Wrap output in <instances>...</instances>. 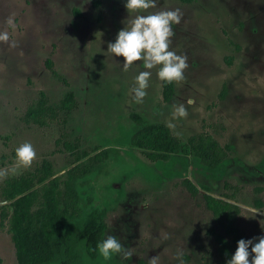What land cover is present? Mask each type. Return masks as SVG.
Returning <instances> with one entry per match:
<instances>
[{
    "label": "rangeland",
    "instance_id": "374dc122",
    "mask_svg": "<svg viewBox=\"0 0 264 264\" xmlns=\"http://www.w3.org/2000/svg\"><path fill=\"white\" fill-rule=\"evenodd\" d=\"M92 1L0 0V32L9 34V42L0 43V153L9 154L28 142L37 154L32 166L47 158L56 175L65 170L64 154L54 145L57 126L40 128L19 120L38 91L54 103L67 89L44 67L43 60L50 58L53 71L67 81L77 101L67 126L79 136L82 147H104L125 139L123 131L133 111L151 122L175 123V129L168 128L181 140L204 124L203 130L220 145H230L222 178L241 186L237 224L246 241L258 242L264 236V210L250 205L248 188H264L260 162L264 156V0H157L158 7L149 12L180 9L183 14L180 24L173 25L170 50L186 56L188 68L185 79L173 83L168 101L160 99L158 67L150 70L141 104L135 103L131 89L135 77L145 70L142 62L125 72L123 58L107 53L108 44L126 26L127 0H98L99 20ZM73 8L79 16L72 15ZM227 39L239 49L234 51ZM230 55L226 64L223 57ZM222 83L225 94L216 101ZM189 98L195 101L191 106ZM181 103L188 116L174 121L173 106ZM210 123L217 125L214 131ZM115 146V153L90 182L91 188L82 193L105 213L103 240L113 235L132 252L127 260L115 255L109 264H133L138 256L147 262L156 257L157 264H180L181 254L187 255L186 264H201L198 247H212L204 230L215 227L203 207L202 189L187 193L176 161L166 169L170 175H165L138 150ZM14 164L15 157L0 169H8V176L24 170H13ZM183 175L196 185L209 186L214 195L220 191L221 178L211 179L189 168ZM76 247L78 264H91ZM0 264H15L12 244L1 229Z\"/></svg>",
    "mask_w": 264,
    "mask_h": 264
},
{
    "label": "trees",
    "instance_id": "16d2710c",
    "mask_svg": "<svg viewBox=\"0 0 264 264\" xmlns=\"http://www.w3.org/2000/svg\"><path fill=\"white\" fill-rule=\"evenodd\" d=\"M188 3L193 0H179ZM96 18L101 17L99 1L93 0ZM78 14L77 9H72ZM228 44H232L227 39ZM235 50L238 45H233ZM229 64L230 56L223 57ZM44 67L67 89L56 102L50 103L42 91L28 101L19 115V120L36 127L57 126L58 136L54 145L63 152L65 170L56 175L47 158H41L32 167L0 181V229L9 237L13 247L15 264H78L77 247L82 258L94 259L97 244L104 229V211L91 203L90 182L99 173L105 160L113 155L115 145L138 150L155 168L165 175L174 159L191 164L209 172H221L225 163V150L209 133L201 129L185 140L171 133L167 125L148 121L136 112L129 113V127L123 131L125 139L108 146L82 147L80 138L67 126L69 114L78 106L67 81L53 71L49 58L43 60ZM159 70V69H158ZM160 97L167 101L173 91L172 84L160 81ZM221 84L217 98L224 94ZM217 125H210L212 131ZM4 139L8 137L3 136ZM15 157V150L9 154L0 153V167ZM191 193L194 185L186 179L181 181ZM240 186L227 180L222 181L219 196L203 195L205 207L210 211L213 222L222 235L213 229L206 233L212 238L213 251L201 249L204 264H227L234 255L237 243L244 239L242 230L236 223L239 208L236 205ZM253 207L264 210V194L261 187L250 189ZM6 202V203H5ZM251 252V249L249 248ZM250 261L252 256L249 257Z\"/></svg>",
    "mask_w": 264,
    "mask_h": 264
},
{
    "label": "clouds",
    "instance_id": "9594fccd",
    "mask_svg": "<svg viewBox=\"0 0 264 264\" xmlns=\"http://www.w3.org/2000/svg\"><path fill=\"white\" fill-rule=\"evenodd\" d=\"M157 7V0H127L125 8L129 17L124 21L126 26L118 32L115 42L107 46V53L110 57L123 58L125 72L130 68L138 67L137 62H142L145 70L135 77V87L131 89L137 104L143 103L147 95L146 89L152 75L150 70L158 67L156 74L160 81L167 84H179L185 79L184 72L188 68L187 57L170 50L171 38L175 35L173 25L180 24L182 12L180 9L149 12L150 9ZM145 12L148 14H142ZM7 24L11 26L12 20L9 19ZM8 42V32H0V43L7 44ZM194 103L192 98L187 100L189 106ZM171 116L174 121L187 118L188 111L185 105L182 103L174 105ZM168 127L175 129L177 125L170 122ZM36 155L31 143L21 144L15 149L13 170L30 168ZM8 174V169H0V179L7 178ZM250 246L251 252L249 251ZM97 250L99 256L105 261L111 260L115 255H120L124 260L132 256V252L125 249L120 240L113 235L107 236L98 243ZM250 255L252 256L251 261ZM148 264H157V258H151ZM227 264H264V236L258 238V242L255 243L252 239L239 240L236 251Z\"/></svg>",
    "mask_w": 264,
    "mask_h": 264
},
{
    "label": "flooded vegetation",
    "instance_id": "af4514ba",
    "mask_svg": "<svg viewBox=\"0 0 264 264\" xmlns=\"http://www.w3.org/2000/svg\"><path fill=\"white\" fill-rule=\"evenodd\" d=\"M179 1V0H178ZM194 1V0H193ZM193 1H191V2H193ZM180 2V1H179ZM181 3H184V2H181ZM188 3H190V2H188ZM71 12H72V10H71ZM72 15H74V16H79V12H78V14L76 15V14H73V12H72ZM222 33H225L224 31H222ZM232 42V41H231ZM230 45V44H229ZM233 45H236V44H234L233 42H232V44L230 45L231 47H232V49L234 50V51H237V50H235L234 49V47H233ZM239 46V45H238ZM225 57H228V56H225ZM232 58V55H230V59ZM50 59V58H49ZM159 84H160V80H159ZM222 84H224V86H225V88H224V94H225V90H226V85H225V83H222ZM69 85V84H68ZM221 86V85H220ZM172 87H173V83H172ZM173 89H174V87H173ZM160 90H161V87H160ZM160 94V93H159ZM172 94H173V91H172ZM172 94H171V96H172ZM224 94H223V97H224ZM170 96V97H171ZM215 97H216V101H219V100H222L223 99V97L221 98V99H218L217 98V93H216V95H215ZM160 99H161V97H160ZM170 99V98H169ZM168 99V100H169ZM167 100V101H168ZM162 101V100H161ZM214 125V123H210L209 125H208V127L210 128V125ZM205 127V125L204 124H200V130L199 131H201V129L202 128H204ZM218 128H221V126H218ZM210 130H211V128H210ZM218 143V142H217ZM219 144V143H218ZM220 145V144H219ZM221 146H224V145H221ZM229 147L225 150V163H224V165H223V167H222V171L221 172H213V176H211V175H209V172L208 171H205V170H201L200 168H198V167H196V166H194L193 164H191L190 163V161L189 160H187L186 162H181L178 158L177 159H174L173 161H171V164L173 163V162H178L179 163V167L182 169L181 171H180V177H181V180H180V184H181V181L183 180V179H186V180H188L187 178H185V177H183L184 175V172L186 171V169H193L194 171H197V172H200L201 173V175L202 176H205V177H208V178H211V179H220L221 178V185H222V181H224V180H227V179H225V178H222V174H223V171H224V168H225V165H226V163H227V151L231 148V146L230 145H228ZM150 162V161H149ZM260 162H261V164H263L264 163V156L261 158V160H260ZM151 163V162H150ZM170 164V165H171ZM153 165V164H152ZM169 165V166H170ZM189 182H191L190 180H188ZM227 181H229V180H227ZM229 182H231V181H229ZM192 183V182H191ZM232 183V182H231ZM193 185H194V187H195V192L194 193H191L188 189H186L185 188V186L184 185H182L181 184V186L187 191V193L188 194H190V195H194V194H196V192H197V190H198V187L200 188V189H202V194H201V199H202V204H203V207H204V209L205 210H207L208 211V213H209V215H210V219H211V221L213 222V220H212V218H211V213H210V211L205 207V205H204V202H203V195L204 194H207V195H210V196H213V197H217V196H219V193L221 192V185H220V191H218V193L216 194V195H214V194H212V193H210V188H209V186H207V185H205V184H201V183H199L198 185H196V184H194V183H192ZM234 184H237V183H234ZM237 185H239V184H237ZM240 186V185H239ZM255 186H257V187H261L262 188V193L264 194V188L262 187V186H260V185H252V186H250L249 188H248V193H249V200H250V189L252 188V187H255ZM240 191H241V186H240ZM237 201H238V195H237V200H236V205L238 206V208H239V211H240V207H239V205H238V203H237ZM250 205L252 206V204H251V200H250ZM253 207V206H252ZM253 208H255V207H253ZM255 209H257V208H255ZM263 210V209H262ZM236 223H237V219H236ZM213 224H214V226L215 227H208V228H206L205 230H204V234H205V236L206 237H208L209 239H210V241H211V243H212V247L211 248H209V247H207V246H205V245H200L199 247H198V258H199V261H200V263L201 264H204L203 262H202V259H201V254H200V252H201V249L202 248H204V249H206V250H209V251H213V248H214V244H213V240H212V238L206 233V231L208 230V229H213L215 232H217L218 234H220V235H222V233H221V230L219 229V227L213 222ZM238 225V224H237ZM239 227V226H238ZM105 230H106V224H105V221H104V229H103V232H102V234H101V236H100V239H99V243L100 242H102L103 241V237H104V233H105ZM243 232V231H242ZM244 234V233H243ZM187 259H188V257H187V255L186 254H181L180 255V264H186V262H187ZM110 260H107V261H105L101 256H99V254H98V251H97V253H96V257L94 258V259H91V264L92 263H96L97 264V262H101V264H109L110 262H109ZM112 264H117V263H112ZM133 264H148V262H147V260L146 259H144L142 256H138L135 260H134V263Z\"/></svg>",
    "mask_w": 264,
    "mask_h": 264
}]
</instances>
